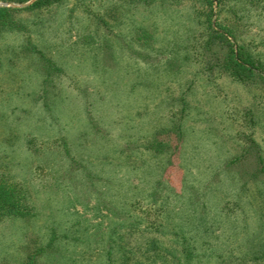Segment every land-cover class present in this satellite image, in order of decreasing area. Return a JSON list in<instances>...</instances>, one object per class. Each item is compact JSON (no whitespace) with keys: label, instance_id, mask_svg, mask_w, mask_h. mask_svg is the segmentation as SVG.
Listing matches in <instances>:
<instances>
[{"label":"rangeland","instance_id":"374dc122","mask_svg":"<svg viewBox=\"0 0 264 264\" xmlns=\"http://www.w3.org/2000/svg\"><path fill=\"white\" fill-rule=\"evenodd\" d=\"M34 1L0 0V264H264V0Z\"/></svg>","mask_w":264,"mask_h":264},{"label":"trees","instance_id":"16d2710c","mask_svg":"<svg viewBox=\"0 0 264 264\" xmlns=\"http://www.w3.org/2000/svg\"><path fill=\"white\" fill-rule=\"evenodd\" d=\"M18 2H23L26 0H17ZM50 2V0H35L33 3L30 4V8L31 7H36V6H40V5H44L46 3ZM28 7V8H29ZM10 9L8 8H4V7H0V21H2V12L5 11H9ZM4 18V17H3ZM7 22L2 21L0 22V30L7 27ZM248 57L246 56V58H242L240 53H238L237 55H235L232 51V56H231V67H230V72L233 76L237 77V78H242L244 72L246 71H250L251 68L254 66L252 61L247 60ZM248 65H250L251 67H249Z\"/></svg>","mask_w":264,"mask_h":264}]
</instances>
